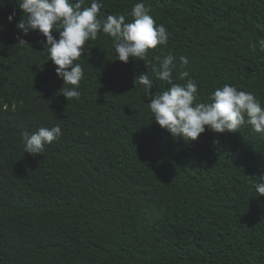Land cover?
<instances>
[{
    "label": "trees",
    "instance_id": "16d2710c",
    "mask_svg": "<svg viewBox=\"0 0 264 264\" xmlns=\"http://www.w3.org/2000/svg\"><path fill=\"white\" fill-rule=\"evenodd\" d=\"M138 2L102 0L99 18L130 21ZM143 2L167 45L123 63L98 33L77 61L80 98L66 101L44 38L33 31L19 44L24 16L16 0H0V264H264V196L251 187L264 137L244 126L174 140L136 81L147 72L151 93L166 90L153 69L171 52L177 64L188 58L200 102L230 84L264 106V0ZM57 124L63 135L42 155L24 153L21 133Z\"/></svg>",
    "mask_w": 264,
    "mask_h": 264
},
{
    "label": "clouds",
    "instance_id": "9594fccd",
    "mask_svg": "<svg viewBox=\"0 0 264 264\" xmlns=\"http://www.w3.org/2000/svg\"><path fill=\"white\" fill-rule=\"evenodd\" d=\"M84 4L85 0L75 3L72 0H19L17 3L24 18L15 24L19 30L15 38L19 44H26L21 36L33 31L44 38L42 44L43 48L47 47V61L52 62L57 78L63 82L59 92L66 101L80 98L84 71L77 61L85 55L86 43L95 41L98 33L111 39L114 60L123 63H128L129 58L144 61L150 49L166 46L169 39L167 29L156 23L143 0L132 7L130 21L124 14H107L99 18L104 6L102 0H91L89 6ZM14 16L15 11L7 21L11 23ZM257 27L264 31L260 25ZM54 32L58 33V38ZM259 46L264 51V39L259 41ZM250 48L255 51L256 44H251ZM157 60L159 64L153 72L169 87L159 94L151 93L154 81L147 72L141 73L136 81L143 86L145 98L150 100L147 105L152 121L171 138L191 143L206 130L215 134L234 133L244 126H250L254 133L264 137V106L254 93L224 84L215 88L206 102H200L197 82L190 77L189 71L184 70L189 65L186 56H179L178 64L177 57L171 52ZM177 67L181 71L178 77H173ZM176 78L186 82L175 83ZM62 135L58 124L50 128L39 127L31 134L25 131L21 133L23 151L32 156L42 155L46 146ZM214 143L219 141L214 140ZM253 177L251 187L255 197L264 196V172Z\"/></svg>",
    "mask_w": 264,
    "mask_h": 264
}]
</instances>
